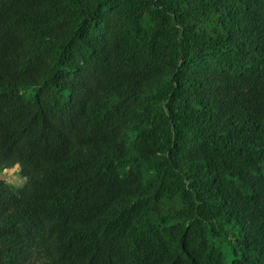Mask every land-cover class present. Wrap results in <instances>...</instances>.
Instances as JSON below:
<instances>
[{
  "label": "trees",
  "instance_id": "16d2710c",
  "mask_svg": "<svg viewBox=\"0 0 264 264\" xmlns=\"http://www.w3.org/2000/svg\"><path fill=\"white\" fill-rule=\"evenodd\" d=\"M0 264H264V0H0Z\"/></svg>",
  "mask_w": 264,
  "mask_h": 264
},
{
  "label": "rangeland",
  "instance_id": "374dc122",
  "mask_svg": "<svg viewBox=\"0 0 264 264\" xmlns=\"http://www.w3.org/2000/svg\"><path fill=\"white\" fill-rule=\"evenodd\" d=\"M0 179L15 184H21L23 182V180L17 175V167L5 169L0 175Z\"/></svg>",
  "mask_w": 264,
  "mask_h": 264
}]
</instances>
